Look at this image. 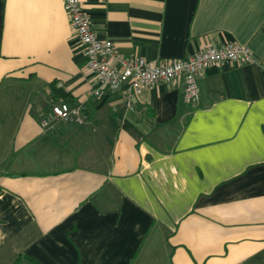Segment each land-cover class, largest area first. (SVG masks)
<instances>
[{"label": "crops", "instance_id": "obj_1", "mask_svg": "<svg viewBox=\"0 0 264 264\" xmlns=\"http://www.w3.org/2000/svg\"><path fill=\"white\" fill-rule=\"evenodd\" d=\"M161 63L226 41L246 63L123 88L86 67L62 0H0V264H264V0H80ZM87 118L45 126L51 105Z\"/></svg>", "mask_w": 264, "mask_h": 264}, {"label": "built area", "instance_id": "obj_2", "mask_svg": "<svg viewBox=\"0 0 264 264\" xmlns=\"http://www.w3.org/2000/svg\"><path fill=\"white\" fill-rule=\"evenodd\" d=\"M62 2L73 33L82 47L85 65L100 81L101 86L94 88L90 94L97 96L107 87H122L129 108L144 87L176 78L184 80L183 98L193 104L199 95L198 77L206 67L218 62L246 63L252 59L250 47L236 41L207 44L191 54L169 58L161 63L144 57L129 58L114 47L111 39L98 37L80 0ZM87 116L83 103L70 105L60 102L51 105L43 123L51 126L60 120L84 121Z\"/></svg>", "mask_w": 264, "mask_h": 264}]
</instances>
